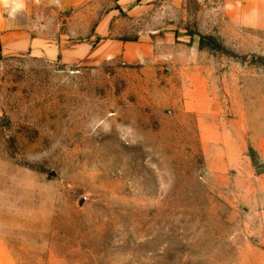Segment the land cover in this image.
<instances>
[{
  "label": "rangeland",
  "instance_id": "1",
  "mask_svg": "<svg viewBox=\"0 0 264 264\" xmlns=\"http://www.w3.org/2000/svg\"><path fill=\"white\" fill-rule=\"evenodd\" d=\"M157 3L123 18L138 61L0 41V264H264V0Z\"/></svg>",
  "mask_w": 264,
  "mask_h": 264
},
{
  "label": "crops",
  "instance_id": "2",
  "mask_svg": "<svg viewBox=\"0 0 264 264\" xmlns=\"http://www.w3.org/2000/svg\"><path fill=\"white\" fill-rule=\"evenodd\" d=\"M154 1L158 0H39V8L47 11V19L41 23L28 19L23 24L9 20L0 25V41L8 54L30 52L68 65H97L116 57L138 61L149 46L141 42L142 38L134 42L125 39L123 18L137 16L145 4L147 9L163 7ZM182 1L171 0L175 5ZM23 3L26 9L37 4L35 0ZM235 148L237 152L245 149L241 144ZM253 148L264 164V137L254 138ZM260 180L264 189V171Z\"/></svg>",
  "mask_w": 264,
  "mask_h": 264
},
{
  "label": "clouds",
  "instance_id": "3",
  "mask_svg": "<svg viewBox=\"0 0 264 264\" xmlns=\"http://www.w3.org/2000/svg\"><path fill=\"white\" fill-rule=\"evenodd\" d=\"M3 4L7 5L9 3V0H0ZM13 3H15V0H13ZM20 7L19 3H15V7L12 9V12L10 15H14L15 11Z\"/></svg>",
  "mask_w": 264,
  "mask_h": 264
},
{
  "label": "trees",
  "instance_id": "4",
  "mask_svg": "<svg viewBox=\"0 0 264 264\" xmlns=\"http://www.w3.org/2000/svg\"><path fill=\"white\" fill-rule=\"evenodd\" d=\"M206 41H212V42H214V40H213L212 38L202 37V38H201V46L204 45V43H205ZM214 43H215V42H214ZM215 45H216V44H215ZM215 47H216V46H215Z\"/></svg>",
  "mask_w": 264,
  "mask_h": 264
}]
</instances>
